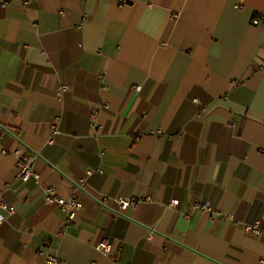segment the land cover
Returning a JSON list of instances; mask_svg holds the SVG:
<instances>
[{
    "label": "crops",
    "instance_id": "1",
    "mask_svg": "<svg viewBox=\"0 0 264 264\" xmlns=\"http://www.w3.org/2000/svg\"><path fill=\"white\" fill-rule=\"evenodd\" d=\"M2 1L0 264H39L45 242L60 264H264L244 231L264 226V0ZM17 149L81 202L67 232ZM205 201L222 216L184 217Z\"/></svg>",
    "mask_w": 264,
    "mask_h": 264
},
{
    "label": "built area",
    "instance_id": "2",
    "mask_svg": "<svg viewBox=\"0 0 264 264\" xmlns=\"http://www.w3.org/2000/svg\"><path fill=\"white\" fill-rule=\"evenodd\" d=\"M7 0L2 1V6H6ZM240 5L238 4L237 7ZM253 25H262L264 26V19L259 15H255L252 20ZM68 87L65 85H60L57 87L56 90V97L57 99H61L63 94L67 91ZM96 115V112L93 113ZM60 118L56 117L55 122L52 125L53 133H57V124ZM91 127L95 128L97 131H100V126L97 123H91ZM14 157L17 160V167L18 173L17 177L21 183H26L29 180H33L40 188L43 196V201L46 204H54L59 207L65 214L66 220L64 222L62 231L67 232L69 229V225L73 221L75 215L81 210L82 204L81 202L72 195L69 198H63L57 196L55 189L50 187L49 185L41 182L39 173L34 168V162L39 157V154L36 152L27 154L24 149H17L14 152ZM93 172L87 171L86 175L90 176ZM86 179L80 181L79 184L76 185V189H79L84 185ZM111 200L118 206L119 210H125L126 208L133 207L140 202L149 201V198H125V197H116V198H108L103 196L100 200V205L102 207H106L107 202ZM178 204V200H172L168 207H175ZM0 208L3 211L8 213H13L15 208L13 206L7 205L2 199H0ZM194 213L203 214L209 217V219L213 220L217 217H221L222 213L216 209H214L209 202H195L190 206V209L187 213L184 214L185 218L190 217ZM230 219H233L232 216H229ZM244 231L250 234L253 237L260 238L264 240V226L260 221H254L251 223H246L244 225ZM153 230L151 229L147 235L148 239H152L153 237ZM95 249L105 255L109 260L116 261L117 255L113 253L114 245L109 241H102L95 246ZM51 247L49 246L48 242H45V245L41 247L38 251V256L40 257L39 264H60L61 260L58 256L51 251Z\"/></svg>",
    "mask_w": 264,
    "mask_h": 264
}]
</instances>
